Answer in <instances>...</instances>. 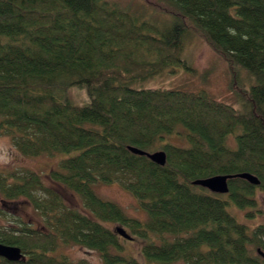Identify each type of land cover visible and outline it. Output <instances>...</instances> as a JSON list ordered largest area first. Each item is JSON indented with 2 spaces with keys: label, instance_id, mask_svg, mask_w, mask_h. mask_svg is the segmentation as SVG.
<instances>
[{
  "label": "trees",
  "instance_id": "trees-1",
  "mask_svg": "<svg viewBox=\"0 0 264 264\" xmlns=\"http://www.w3.org/2000/svg\"><path fill=\"white\" fill-rule=\"evenodd\" d=\"M156 10L171 17L162 29L101 0H0V137L30 158L78 152L50 179L79 194L88 212L66 206L34 172L13 183L0 176L1 196L29 198L47 231L0 232L1 243L30 252L29 264H70L49 256L59 240L98 252L105 264H264V224L251 229L227 209L258 211L264 192V0H157ZM191 36L235 79L246 71L254 82L236 83L238 108L205 90L132 87L186 65ZM72 89L85 90L88 102L74 104ZM174 136L187 146L165 142ZM129 147L163 150L167 163ZM245 173L260 185L237 178L219 195L193 184ZM100 183L122 185L148 221L99 198L92 186ZM103 223L148 240L144 261L114 253L123 249L117 228Z\"/></svg>",
  "mask_w": 264,
  "mask_h": 264
},
{
  "label": "rangeland",
  "instance_id": "rangeland-1",
  "mask_svg": "<svg viewBox=\"0 0 264 264\" xmlns=\"http://www.w3.org/2000/svg\"><path fill=\"white\" fill-rule=\"evenodd\" d=\"M109 6L130 14L138 24L148 23L158 28H164L171 22V17L163 15L156 10L157 0H101ZM183 58L187 61L186 65H179L165 69L161 74L147 79L143 82L132 84L137 89H163V90H184L197 92L207 91L214 99L228 103L238 108L235 88L236 83L245 84L250 87L251 79L246 71H240L238 78L231 74L228 64L215 53L211 47L202 39L191 36L185 44ZM70 97L74 104L84 105L88 102V96L85 90L72 89ZM182 133L184 131L182 130ZM234 139V138H233ZM230 141V148H236L235 140ZM178 146H187L183 137H169L165 141ZM235 142V143H234ZM162 151L160 149L156 150ZM78 152L57 154L55 157H37L30 158L20 153L12 144L8 137H0V176L11 175L9 183H13V175L26 171L34 172L42 177L45 185L54 189L60 194L64 203L69 208L79 211L82 214L88 213L84 207L83 198L64 186L57 184L50 179L52 171L57 169L61 160L77 155ZM97 196L105 201L114 202L120 205L131 217L142 222L148 221L147 213L140 207L138 201L122 185L113 184H95L92 186ZM3 197L0 194V211L6 212L9 218H0L2 226L12 227L27 225L32 230H42L44 224L38 215L33 203L27 197H20L14 201L2 202ZM256 199L259 204L258 211L247 208L240 210L233 205L227 207L228 211L237 219L239 223L247 225L253 229L264 224V192H257ZM15 220V221H13ZM111 229L123 228L133 238L125 240L120 237L122 251H114L120 255L135 258L138 261H144L142 254L143 247L149 243L137 235L132 234L128 227L120 224L103 223ZM169 237V236H168ZM150 239L158 242L156 236H150ZM61 252L68 255L69 260L78 264H105L102 256L96 251H90L79 245L71 244L70 247H61ZM264 253V252H263Z\"/></svg>",
  "mask_w": 264,
  "mask_h": 264
},
{
  "label": "water",
  "instance_id": "water-1",
  "mask_svg": "<svg viewBox=\"0 0 264 264\" xmlns=\"http://www.w3.org/2000/svg\"><path fill=\"white\" fill-rule=\"evenodd\" d=\"M129 150L139 156H146L153 163L158 166H165L167 163V154L165 151H157L153 153H148L146 151L140 150L138 148L129 147ZM243 179L246 180L253 186H259L260 181L257 177L245 173L239 175H229V176H214L206 179L196 180L193 184L195 186L202 187L203 189L208 190L211 193L225 195L229 193V185L228 182L233 179ZM118 235L123 237L125 240H133V238L126 232L125 229L119 227L116 229ZM263 255L264 253L259 250ZM0 257L6 258L13 262H20L23 260L24 256L20 248L15 246H6L0 244Z\"/></svg>",
  "mask_w": 264,
  "mask_h": 264
},
{
  "label": "flooded vegetation",
  "instance_id": "flooded-vegetation-1",
  "mask_svg": "<svg viewBox=\"0 0 264 264\" xmlns=\"http://www.w3.org/2000/svg\"><path fill=\"white\" fill-rule=\"evenodd\" d=\"M2 202L4 204H7V201L6 199H2ZM3 217L4 219H7L5 218L4 216H2L0 214V218ZM15 221V220H13ZM1 226V224H0ZM3 228L0 227V232H13L15 233V235H17L18 237L22 236L23 235V221L21 222V224H19V226L17 225H14L12 227H7V226H2ZM36 230V229H35ZM45 230V228H43L42 230H36V231H41L43 232ZM45 233H47V231H44ZM0 244H3L0 242ZM3 245H6V246H14V245H7V244H3ZM71 244H65L63 243L62 241H58V246L56 247V249L52 252L49 253V256L52 257L54 260L58 261V262H68L70 264H74L72 263L70 260H69V257L68 255H66L64 252H61V247L63 248H66V247H70ZM15 247H18V246H15ZM19 248V247H18ZM84 248V247H83ZM22 254L24 256L23 260L20 261L21 264H29L30 261L33 260V258L30 256L31 254H29L30 252L26 253L24 252L22 249ZM92 251V250H90ZM84 262V261H83ZM83 262H80L78 264H81ZM19 262H13V261H10L6 258H3V257H0V264H17ZM85 264V263H83Z\"/></svg>",
  "mask_w": 264,
  "mask_h": 264
}]
</instances>
